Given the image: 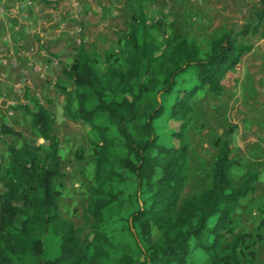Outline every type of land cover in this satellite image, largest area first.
<instances>
[{
  "label": "trees",
  "instance_id": "16d2710c",
  "mask_svg": "<svg viewBox=\"0 0 264 264\" xmlns=\"http://www.w3.org/2000/svg\"><path fill=\"white\" fill-rule=\"evenodd\" d=\"M123 36L121 63L101 75L83 42L63 74L73 91L62 88L69 118L86 123L94 144V198L88 213L91 234L81 240L61 215L58 180L60 140L55 118L42 106L23 107L31 126L48 145L46 160L36 145L10 143L0 157V264H254L256 243L235 234L234 214L254 192L257 173L235 185L232 148L216 142L211 186L199 197L183 199L189 178L193 100L202 91L220 95L224 82L252 46L230 32L202 53L193 41L161 44L151 31L142 0ZM256 24L264 19V0ZM179 123L178 130L169 123ZM170 131L165 143L160 132ZM20 134L8 125L0 138ZM246 250L249 255H246Z\"/></svg>",
  "mask_w": 264,
  "mask_h": 264
},
{
  "label": "rangeland",
  "instance_id": "374dc122",
  "mask_svg": "<svg viewBox=\"0 0 264 264\" xmlns=\"http://www.w3.org/2000/svg\"><path fill=\"white\" fill-rule=\"evenodd\" d=\"M261 0H142L152 33L158 42L179 38L195 42L206 53L213 40L232 32L241 44L252 46L224 82L220 95L200 92L193 100L189 145V178L183 199L201 196L212 184L216 142L232 148L235 185L257 173L254 192L234 214L235 234H247L255 247L249 258L264 264V19L256 33ZM137 11L136 0H0V127L8 125L21 136L2 135L0 157L7 161L10 143L36 145L47 162V143L31 126L23 107H45L55 118L64 178L56 183L61 215L71 221L81 240L91 234L88 208L94 198L97 135L66 112L62 88L74 90L64 74L81 42L101 75L121 63L123 36ZM169 129L178 130L171 121ZM160 132L165 143L170 131ZM3 188L0 184V194ZM246 255L249 252L246 250Z\"/></svg>",
  "mask_w": 264,
  "mask_h": 264
}]
</instances>
